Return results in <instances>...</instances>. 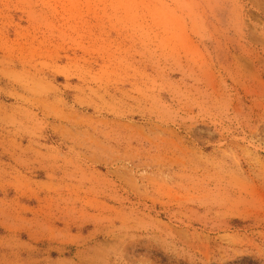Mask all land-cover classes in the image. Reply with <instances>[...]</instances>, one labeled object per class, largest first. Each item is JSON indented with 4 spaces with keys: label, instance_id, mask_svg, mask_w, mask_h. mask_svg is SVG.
Returning <instances> with one entry per match:
<instances>
[{
    "label": "rangeland",
    "instance_id": "obj_1",
    "mask_svg": "<svg viewBox=\"0 0 264 264\" xmlns=\"http://www.w3.org/2000/svg\"><path fill=\"white\" fill-rule=\"evenodd\" d=\"M0 264H264V0H0Z\"/></svg>",
    "mask_w": 264,
    "mask_h": 264
}]
</instances>
